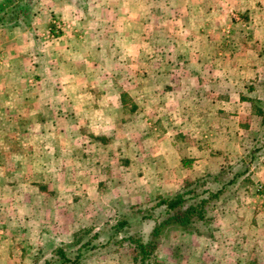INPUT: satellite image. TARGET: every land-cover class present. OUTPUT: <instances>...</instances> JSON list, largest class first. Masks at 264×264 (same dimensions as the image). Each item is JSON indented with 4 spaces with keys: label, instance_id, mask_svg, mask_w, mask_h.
Returning <instances> with one entry per match:
<instances>
[{
    "label": "crops",
    "instance_id": "1",
    "mask_svg": "<svg viewBox=\"0 0 264 264\" xmlns=\"http://www.w3.org/2000/svg\"><path fill=\"white\" fill-rule=\"evenodd\" d=\"M48 4V11L73 7L66 0ZM76 5L81 18L69 12L60 40L30 37L36 39L31 45L14 29L18 21L0 24L1 136L15 140L17 156L30 149L36 165H181L190 163L181 155L182 129L195 122V145H189L196 167L252 165L250 178L264 180V150L250 158L260 138L264 148V68H255V98L235 88L248 71L226 65L230 56L220 31L231 9L245 10L253 16L246 49L264 52L258 44L264 42V0ZM229 230V250L240 254L231 258L241 262L244 229Z\"/></svg>",
    "mask_w": 264,
    "mask_h": 264
},
{
    "label": "rangeland",
    "instance_id": "2",
    "mask_svg": "<svg viewBox=\"0 0 264 264\" xmlns=\"http://www.w3.org/2000/svg\"><path fill=\"white\" fill-rule=\"evenodd\" d=\"M48 1L51 0H6L0 7V24L18 21L14 29L26 41H31L30 37L60 40L66 33V25L62 34L50 36L51 20L65 24L69 12L72 19L81 18L76 4L85 5L90 0H66L73 7L68 6L63 12L58 7L48 11ZM55 1L65 0H52L53 7ZM250 17L253 16L245 10L231 9L227 26L220 31L230 56L226 65L248 71L234 87H241L239 91L255 98L258 93L253 83L259 78L255 68L259 64L264 68V52L246 49L252 29L247 27ZM38 21L49 24L43 26ZM32 42L36 39L31 45ZM255 44L252 42L250 48ZM258 44L264 50V42ZM261 78L264 80V74H260ZM246 85L252 88L245 90ZM252 109L256 111L255 103ZM2 124L0 264H139L132 237L151 248L145 256L146 264H264V232L246 230L264 227V201L258 189L259 185L264 186V180L250 178L247 171L252 165L227 163L213 169L210 165L208 171L209 165L203 170L196 167L199 165L193 160L195 150L189 145H195V122L182 129L185 151L181 155L190 163L181 165L81 166L71 165L70 159L67 160L70 165H60L56 159V165H36L37 162L31 161L30 149L18 156L13 152L15 140L7 141L1 136V130H6L5 123ZM6 124L8 129L12 125ZM261 139L254 149L259 152L250 158L261 156L264 150ZM108 147L113 150V146ZM125 157L121 158L129 159ZM218 188L202 219L171 224L151 236L154 222L165 213L162 205L151 208L159 198L183 193L184 203L171 209L178 212L198 195ZM232 227L244 229L245 252L241 255L246 259L241 262L231 258L240 255L229 250L234 239L228 233ZM57 247L68 260L61 261Z\"/></svg>",
    "mask_w": 264,
    "mask_h": 264
},
{
    "label": "trees",
    "instance_id": "3",
    "mask_svg": "<svg viewBox=\"0 0 264 264\" xmlns=\"http://www.w3.org/2000/svg\"><path fill=\"white\" fill-rule=\"evenodd\" d=\"M220 189L214 191H206L205 194H200L191 202L185 204L178 212H172L171 209L182 205L185 201L183 193H176L167 198H159L152 204L151 208H156L160 205L164 207V215L159 217L152 226L151 236L155 237L162 229L171 224H186L193 220H200L204 217L207 207L213 202ZM138 249L139 264L144 262L145 256L151 252V248L146 247V243L137 237H132ZM147 248V249H146ZM61 261L68 260L60 247L56 248Z\"/></svg>",
    "mask_w": 264,
    "mask_h": 264
},
{
    "label": "built area",
    "instance_id": "4",
    "mask_svg": "<svg viewBox=\"0 0 264 264\" xmlns=\"http://www.w3.org/2000/svg\"><path fill=\"white\" fill-rule=\"evenodd\" d=\"M50 36H53L55 34H62L65 29V24L58 19H52L51 20V26H50ZM258 189L261 191V198L264 201V186L259 185Z\"/></svg>",
    "mask_w": 264,
    "mask_h": 264
}]
</instances>
